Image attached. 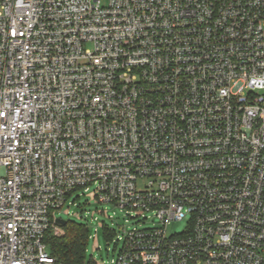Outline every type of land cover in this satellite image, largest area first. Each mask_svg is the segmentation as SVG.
Masks as SVG:
<instances>
[{"label": "built area", "instance_id": "built-area-1", "mask_svg": "<svg viewBox=\"0 0 264 264\" xmlns=\"http://www.w3.org/2000/svg\"><path fill=\"white\" fill-rule=\"evenodd\" d=\"M79 190L113 264H264V0H0V264Z\"/></svg>", "mask_w": 264, "mask_h": 264}, {"label": "rangeland", "instance_id": "rangeland-1", "mask_svg": "<svg viewBox=\"0 0 264 264\" xmlns=\"http://www.w3.org/2000/svg\"><path fill=\"white\" fill-rule=\"evenodd\" d=\"M107 2L108 0H103L104 4ZM77 196L80 197L78 201L72 205L67 204L61 215L66 220L74 219L85 222L89 227L91 238L87 243L84 264H113L112 260L121 247V242L118 239L124 229L149 225L148 222L141 223L140 217H134L120 207L112 204H95L93 196L89 192L85 193L83 190H79L72 195V199ZM186 222L187 220L183 219L170 223L168 232H181L186 227ZM102 225H108L115 229V235L111 239L105 236ZM96 228L98 229L97 233Z\"/></svg>", "mask_w": 264, "mask_h": 264}, {"label": "trees", "instance_id": "trees-1", "mask_svg": "<svg viewBox=\"0 0 264 264\" xmlns=\"http://www.w3.org/2000/svg\"><path fill=\"white\" fill-rule=\"evenodd\" d=\"M62 228L64 233L61 235L49 230L44 236L50 253L62 264H84L90 239L88 225L82 221L68 219Z\"/></svg>", "mask_w": 264, "mask_h": 264}, {"label": "water", "instance_id": "water-1", "mask_svg": "<svg viewBox=\"0 0 264 264\" xmlns=\"http://www.w3.org/2000/svg\"><path fill=\"white\" fill-rule=\"evenodd\" d=\"M57 222H58L59 224H61V225H65V224L67 223V220L64 219V218H62V217H59V218L57 219Z\"/></svg>", "mask_w": 264, "mask_h": 264}]
</instances>
